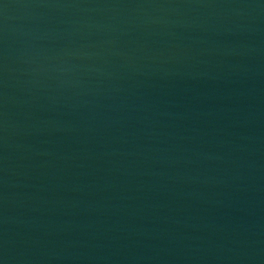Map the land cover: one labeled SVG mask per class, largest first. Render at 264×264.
Wrapping results in <instances>:
<instances>
[{"label": "water", "instance_id": "1", "mask_svg": "<svg viewBox=\"0 0 264 264\" xmlns=\"http://www.w3.org/2000/svg\"><path fill=\"white\" fill-rule=\"evenodd\" d=\"M0 264H264V0H0Z\"/></svg>", "mask_w": 264, "mask_h": 264}]
</instances>
